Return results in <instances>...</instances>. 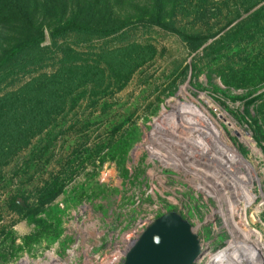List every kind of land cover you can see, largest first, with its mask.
Segmentation results:
<instances>
[{"label": "rangeland", "instance_id": "rangeland-1", "mask_svg": "<svg viewBox=\"0 0 264 264\" xmlns=\"http://www.w3.org/2000/svg\"><path fill=\"white\" fill-rule=\"evenodd\" d=\"M152 1L112 0L113 22L147 17ZM166 1L177 31L134 22L54 45L46 29L45 50L0 72L7 130L2 112L33 80L78 77L82 62L105 72L24 144L0 145V264H51L170 213L198 237L196 264H264V19L246 28L264 3ZM179 32L212 37L193 48ZM25 37L1 27L0 53Z\"/></svg>", "mask_w": 264, "mask_h": 264}, {"label": "trees", "instance_id": "trees-1", "mask_svg": "<svg viewBox=\"0 0 264 264\" xmlns=\"http://www.w3.org/2000/svg\"><path fill=\"white\" fill-rule=\"evenodd\" d=\"M252 1V4L245 9L246 12L264 3V0ZM111 2L112 0H89L86 5L84 0H0V28L15 25L23 27L26 31L24 40L0 53V72L10 65L15 66L20 55L45 50L42 44L47 40L46 29L49 30V36L54 45L57 44V40L70 34L109 36L127 26L128 23L134 22L148 23L177 31L165 21L166 0H153L147 17L144 12L140 18L125 16L120 22L112 20ZM117 3L127 2L117 1ZM262 19H264V4L251 15L246 28L249 29L250 24L259 25ZM182 36L193 48L199 47L212 37V35L200 34H182ZM82 63L78 68L80 74L78 77L74 70L71 71L73 76L67 74L66 72L70 70L64 66L62 75L60 73L52 78L33 80L28 83L22 92L14 97L11 111L2 112L10 113L13 126L7 130L5 125L0 123V145L5 146L8 140L14 142L11 145L24 144V133L34 132L35 129L40 130L49 123L50 115L55 111L53 106L64 104L68 91L104 79L103 70L93 66L90 68ZM261 76L264 77V72ZM254 80V77H250L244 82L251 84ZM41 105H46L47 108L42 110Z\"/></svg>", "mask_w": 264, "mask_h": 264}, {"label": "water", "instance_id": "water-1", "mask_svg": "<svg viewBox=\"0 0 264 264\" xmlns=\"http://www.w3.org/2000/svg\"><path fill=\"white\" fill-rule=\"evenodd\" d=\"M201 256L191 224L170 213L146 227L128 250L124 264H196Z\"/></svg>", "mask_w": 264, "mask_h": 264}, {"label": "built area", "instance_id": "built-area-1", "mask_svg": "<svg viewBox=\"0 0 264 264\" xmlns=\"http://www.w3.org/2000/svg\"><path fill=\"white\" fill-rule=\"evenodd\" d=\"M148 225L139 223L133 228L132 233L123 237L119 242L105 241L99 242L96 247L86 246L87 248L80 252L77 246H74L69 252V257H54L51 264H124L126 254L132 245L139 239ZM84 256V260L79 258ZM46 264H49L45 261Z\"/></svg>", "mask_w": 264, "mask_h": 264}, {"label": "bare ground", "instance_id": "bare-ground-1", "mask_svg": "<svg viewBox=\"0 0 264 264\" xmlns=\"http://www.w3.org/2000/svg\"><path fill=\"white\" fill-rule=\"evenodd\" d=\"M226 155H227V154H226ZM232 163H233V162H232ZM235 207H236V208L238 207L237 203L235 204ZM240 218H241L242 221L245 220V218H244V214H243V213H241ZM24 264H27V263H24Z\"/></svg>", "mask_w": 264, "mask_h": 264}]
</instances>
